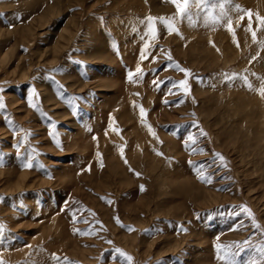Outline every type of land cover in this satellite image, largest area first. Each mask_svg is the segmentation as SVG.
<instances>
[{"label":"rangeland","instance_id":"rangeland-1","mask_svg":"<svg viewBox=\"0 0 264 264\" xmlns=\"http://www.w3.org/2000/svg\"><path fill=\"white\" fill-rule=\"evenodd\" d=\"M262 18L0 0V262L264 264Z\"/></svg>","mask_w":264,"mask_h":264},{"label":"snow or ice","instance_id":"snow-or-ice-1","mask_svg":"<svg viewBox=\"0 0 264 264\" xmlns=\"http://www.w3.org/2000/svg\"><path fill=\"white\" fill-rule=\"evenodd\" d=\"M172 3H174L176 5L178 12H180L181 14H183L187 10V5L190 3V0H172ZM241 19H243V17H241ZM249 23H250L249 30H251V14L250 13H249ZM261 24H262V26H264V18H262ZM229 30L230 31L233 30L230 23H229ZM252 34H253V38L255 39L256 33L253 31ZM177 67H179V66L177 65ZM139 71H140V69L137 68V72H139ZM183 71L184 72H188V70H186V69H184ZM225 78L227 79V76ZM180 83L181 84H184L185 82L184 81H181ZM262 94H264V93H262ZM3 106H4L3 104H0V108H2ZM142 111H143V109H142ZM205 135H206V133H205ZM122 155H123V153H122ZM218 155H219V158L221 160L224 159L221 154H218ZM25 166L31 167L30 164L25 165ZM136 175H140V174L139 173H136ZM201 179H203L206 183H211L210 178L207 177V176L201 177ZM141 187H143V186H141ZM245 210H247V209H245ZM257 227H258V225H257ZM2 231H3V226H0V232H2ZM117 251H119V250H117ZM121 255H126V254L121 253ZM235 255H237V253H233L232 254V256H235ZM261 255H264V250H262ZM127 258L128 259H131V257H127ZM225 258L227 260V264H234L233 259H231L230 257H225ZM56 259L59 260L60 258L59 257H56ZM0 264H2V262H0Z\"/></svg>","mask_w":264,"mask_h":264}]
</instances>
